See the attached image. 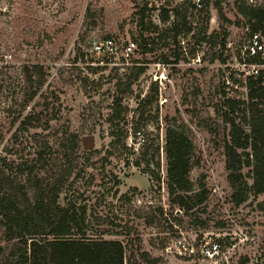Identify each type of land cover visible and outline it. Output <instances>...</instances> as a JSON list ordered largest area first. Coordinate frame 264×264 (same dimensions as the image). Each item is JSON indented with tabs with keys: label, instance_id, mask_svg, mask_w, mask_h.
Segmentation results:
<instances>
[{
	"label": "rangeland",
	"instance_id": "obj_1",
	"mask_svg": "<svg viewBox=\"0 0 264 264\" xmlns=\"http://www.w3.org/2000/svg\"><path fill=\"white\" fill-rule=\"evenodd\" d=\"M245 1L252 6L264 3V0ZM239 2L221 3L223 12L232 20L227 27V48L223 53L226 60L211 62L209 56L219 45L213 49L209 44L195 45L196 54L192 56L190 34L179 35L178 43L169 36L166 44L160 43L152 52L143 53L138 46L134 15L138 7L129 2L0 0V155L10 156L2 147L17 126L13 118L24 107L23 71L26 66L42 64L47 80L23 111L25 114L36 103L34 112L40 120L31 122L29 130L49 138L63 129L79 134L78 152L91 156L86 162H92L93 166H86L77 177L72 176L74 190L81 194L79 202H88L99 217L92 223L94 228L130 231V235L104 234L105 238H117L123 243L130 239L131 248L137 245L130 258L127 250L125 264H209L196 252L178 249L174 244L178 238H184L188 248L190 245L194 250L201 238L219 240L222 251L219 264H264V205H258L264 195H250L240 205L229 201L231 188L220 144L226 130L215 111L222 91L228 96L246 98L244 82L236 80L250 72L240 62L251 30L237 11ZM88 4L97 10L95 25L84 23ZM176 9L181 13L183 8L174 7V13ZM209 11L208 32L218 31V10L211 7ZM164 24L168 26L170 22ZM192 24H196L194 19ZM260 33L264 40V33ZM109 36H115L118 44L134 41L135 48L127 57L98 56L91 52L92 41ZM144 58L145 71L128 86L124 74ZM118 78H124L126 85L117 84ZM116 97L121 98V106L126 108L122 113L126 124L121 121L120 125L128 128L127 149L110 147L112 125L107 115L111 114ZM140 99H146V104L141 102L138 106ZM142 114L151 117L140 127L141 134L134 135L133 122ZM169 124L185 132L192 142L198 160L190 172L193 189L202 181L208 189L206 205L193 213L169 203L163 152L165 128ZM152 140L154 146L159 145V182L144 172L147 164L153 167L150 153L145 159L139 157L142 143L149 144ZM30 144L35 147L33 142ZM100 156H108L105 166L98 161ZM55 158L51 162L53 167L57 163ZM138 159L140 165L136 166L134 162ZM49 172L50 169L40 174L49 176ZM113 175L120 180L117 195L108 190L111 183L106 182ZM195 217L203 224L195 223Z\"/></svg>",
	"mask_w": 264,
	"mask_h": 264
},
{
	"label": "trees",
	"instance_id": "obj_2",
	"mask_svg": "<svg viewBox=\"0 0 264 264\" xmlns=\"http://www.w3.org/2000/svg\"><path fill=\"white\" fill-rule=\"evenodd\" d=\"M209 2L210 5L196 15L189 14L187 6L182 7L181 13L176 9L178 18L168 26L165 22L162 26L154 24L145 9L138 7L134 15L138 28V46L142 52L150 53L160 43L166 44L169 36L178 43L176 38L179 35L190 34L193 43L189 53L192 56L196 54L195 45L209 44L211 49L219 45V49L209 56V61L218 59L225 62L226 56L223 53L227 48V27L232 24V20L222 10L223 0ZM208 7L218 10V31L208 32ZM237 11L251 32L264 33V3L252 6L245 0H240ZM97 18L96 8L88 4L85 9V25H95ZM163 18L166 21V12ZM193 19L196 22L194 26ZM161 55L167 60L165 54ZM174 56L175 60L180 57L177 52ZM252 61L259 62L260 58H253ZM145 62V58L137 61L138 64H132L128 73L124 74L126 80H129L128 86L145 71ZM23 73L24 107L13 118V124L17 123V126L10 134L7 145L2 147L10 156L7 158L0 155V264L127 263V250L130 258L137 245L131 248L133 244L130 239L123 243L117 238H105L104 234L130 235V231L94 228L92 223L99 217L92 205L85 201L79 202L81 194L74 190L73 177L79 176L86 166H93L92 162H86L91 156H81L78 152L79 134L63 129L59 135L56 132L49 138L41 132H30V123L40 120L34 112L36 103L25 114L23 111L39 93L48 74L42 64L26 66ZM236 81L244 82L246 98L228 96L227 92L222 91L215 103V111L226 130L220 144L227 182L231 188L229 201L240 205L250 195H264V67L259 68L256 74L246 75ZM116 83L126 85L124 78H118ZM145 100L140 99L138 106L141 102L146 104ZM121 105V98L116 97L111 105V114L107 115V121L112 125L111 149H127L128 128L120 125L121 121L126 124L125 114H122L126 108ZM150 117L151 114H142L133 122L134 135L141 134L140 127L145 126ZM32 142L35 147L30 144ZM146 143H142L139 157L145 159L150 153L153 167L147 164L144 172L148 173L151 180L159 182V145L154 146L153 140ZM163 152L166 166L165 186L170 205H176L186 213H193L204 207L208 189L203 181L196 190L193 189L190 172L198 164V160L194 156L188 135L169 124L165 128ZM107 153L112 154L109 151ZM54 158L57 163L53 167L51 162ZM98 161L105 166L109 161L108 156H100ZM134 165L139 166L140 160H135ZM48 169L51 171L50 175L41 176L40 171ZM106 182L111 183L108 190L117 195L120 184L117 175L109 176ZM258 205L263 206L264 200ZM194 221L203 224L196 217Z\"/></svg>",
	"mask_w": 264,
	"mask_h": 264
},
{
	"label": "built area",
	"instance_id": "obj_3",
	"mask_svg": "<svg viewBox=\"0 0 264 264\" xmlns=\"http://www.w3.org/2000/svg\"><path fill=\"white\" fill-rule=\"evenodd\" d=\"M129 2L133 6L144 8L150 21L160 26L165 22L177 20V16L173 11L174 7H189V14L196 15L200 10L207 8L210 5V0H122ZM247 2V1H246ZM210 8V7H208ZM166 12L167 19L164 21V13ZM189 17V16H188ZM191 17V16H190ZM247 45L242 51L241 66H247L250 69L247 75H254L259 68L264 67V40L260 32H250L247 39ZM90 50L98 56L116 57L122 55L124 57L135 48L134 41H128L124 44H118L115 36L105 37L98 41H92ZM259 57V62H253L252 59ZM247 59V61L245 60ZM205 238L199 240L197 248H189L184 238L175 240V246L178 249L188 250L190 253H198V255L207 260L209 264H219L222 251L219 240L206 241Z\"/></svg>",
	"mask_w": 264,
	"mask_h": 264
}]
</instances>
